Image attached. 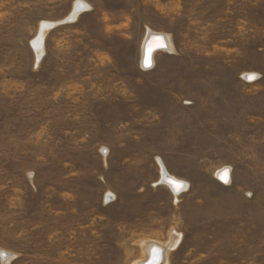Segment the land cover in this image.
Listing matches in <instances>:
<instances>
[{
    "label": "rangeland",
    "instance_id": "rangeland-1",
    "mask_svg": "<svg viewBox=\"0 0 264 264\" xmlns=\"http://www.w3.org/2000/svg\"><path fill=\"white\" fill-rule=\"evenodd\" d=\"M76 1L0 0V264H264V0Z\"/></svg>",
    "mask_w": 264,
    "mask_h": 264
},
{
    "label": "bare ground",
    "instance_id": "bare-ground-1",
    "mask_svg": "<svg viewBox=\"0 0 264 264\" xmlns=\"http://www.w3.org/2000/svg\"><path fill=\"white\" fill-rule=\"evenodd\" d=\"M89 5H87L86 3H83L79 0H77L74 3V6L72 8V11L70 12V15L65 18L66 20L70 17H73L72 20H74L77 16V14L84 8H88ZM52 25V22H42L40 24L39 27V31L37 36L35 37V39L32 41L33 45L36 47L37 50V58L39 59L41 53H42V38H43V34L45 33V31L47 29H49V27ZM158 48V49H156ZM156 49V50H155ZM165 51V50H170L173 51V47H172V43L170 40V37L162 32H158V31H152V30H148L145 39L143 41L142 44V57H141V61H143L144 55L145 56V63L146 65H150L151 62H153V58H154V54L157 51ZM142 64V63H141ZM246 76H248V78H246ZM245 79L248 80H252L256 77V73H248L246 72L244 74ZM157 159V163L159 165L160 168V172H161V177L160 180L158 182V184H165L167 187L170 188V190L174 193L177 194L183 190H181L182 188L186 187V182H183L182 180L172 176L165 168L164 164L158 159ZM218 177V179L222 182V183H226L230 181V167L227 166H223L220 169L217 170L216 175ZM166 179V181H165ZM172 235V234H171ZM179 240V235H172L170 237V241L168 244H163L160 243L158 241H149L147 243H145L143 245V248L146 252V255L144 258L138 260L136 263L134 264H143L145 263L149 257L151 256L152 252L154 249L156 250H160L161 251V257L159 258L160 261L158 263H162L166 258L164 257V255H166L168 249H170L171 247L175 246L177 244ZM4 253V251H3ZM2 256V255H1ZM5 257V256H4ZM9 258V254L6 255L5 259ZM154 263V262H153ZM165 262H163L164 264Z\"/></svg>",
    "mask_w": 264,
    "mask_h": 264
},
{
    "label": "water",
    "instance_id": "water-1",
    "mask_svg": "<svg viewBox=\"0 0 264 264\" xmlns=\"http://www.w3.org/2000/svg\"><path fill=\"white\" fill-rule=\"evenodd\" d=\"M72 19H73V17H70L67 20H64V22H70V21H72ZM55 24H57V23H55ZM156 49H158V48H156ZM145 56L146 55H144V58H143V61H142V66L143 67H149L150 65H146V63L144 61ZM246 78H248V76H246ZM165 181H166V179H165ZM160 255H161V251L154 249L152 254H151V256L149 257V259L143 264H158V262L160 261L159 258L161 257Z\"/></svg>",
    "mask_w": 264,
    "mask_h": 264
},
{
    "label": "built area",
    "instance_id": "built-area-1",
    "mask_svg": "<svg viewBox=\"0 0 264 264\" xmlns=\"http://www.w3.org/2000/svg\"><path fill=\"white\" fill-rule=\"evenodd\" d=\"M218 178V177H217Z\"/></svg>",
    "mask_w": 264,
    "mask_h": 264
}]
</instances>
